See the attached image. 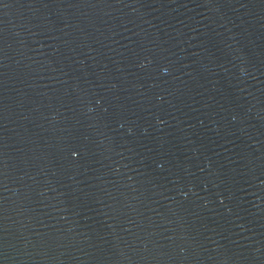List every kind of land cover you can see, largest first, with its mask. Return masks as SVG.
<instances>
[{
  "label": "water",
  "instance_id": "obj_1",
  "mask_svg": "<svg viewBox=\"0 0 264 264\" xmlns=\"http://www.w3.org/2000/svg\"><path fill=\"white\" fill-rule=\"evenodd\" d=\"M0 264H264V0H0Z\"/></svg>",
  "mask_w": 264,
  "mask_h": 264
}]
</instances>
